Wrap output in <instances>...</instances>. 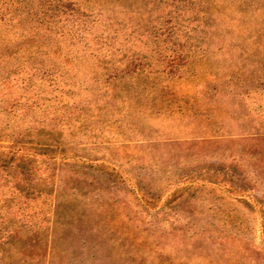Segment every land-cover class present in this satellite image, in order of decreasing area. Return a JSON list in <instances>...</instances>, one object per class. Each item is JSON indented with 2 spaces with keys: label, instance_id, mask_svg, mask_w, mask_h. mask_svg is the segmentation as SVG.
<instances>
[{
  "label": "rangeland",
  "instance_id": "1",
  "mask_svg": "<svg viewBox=\"0 0 264 264\" xmlns=\"http://www.w3.org/2000/svg\"><path fill=\"white\" fill-rule=\"evenodd\" d=\"M5 48L8 264H264V0H0Z\"/></svg>",
  "mask_w": 264,
  "mask_h": 264
},
{
  "label": "trees",
  "instance_id": "2",
  "mask_svg": "<svg viewBox=\"0 0 264 264\" xmlns=\"http://www.w3.org/2000/svg\"><path fill=\"white\" fill-rule=\"evenodd\" d=\"M7 48H5L4 50V54L3 52H0V65L3 64L5 62V60H8L9 58H12L15 54L19 53L20 51H22L21 49H16L13 50L12 48H10V50H7ZM27 51H30V49H26ZM25 53V52H24ZM46 138H43L42 140H39L36 143H31V142H22L21 144L17 143L14 144L15 149L8 151V152H0V170L3 171H7V170H27V166L26 161L31 157V153L32 152H48L49 150L52 149L51 145L46 144L47 140H45ZM44 141H46V143H44ZM19 144V145H18ZM31 146L28 149H24L27 148L28 146ZM19 147V148H18ZM17 148V149H16ZM9 149V148H8ZM16 183H19L20 180L15 181ZM15 191H20V187H14ZM22 195V192H19L18 194L12 193V202L14 203L15 200L19 199ZM5 222H1L0 223V264H8L7 260L10 258H13L14 255H12V251L13 249H15V243L16 240H18V238L20 237V232H16V230L14 229V227L9 226L6 227L5 226ZM33 232L36 233L37 235H40L41 232H43V227L41 226H35L33 227Z\"/></svg>",
  "mask_w": 264,
  "mask_h": 264
}]
</instances>
